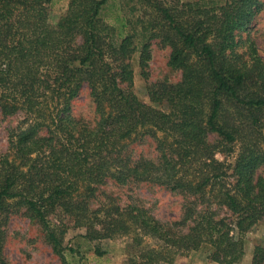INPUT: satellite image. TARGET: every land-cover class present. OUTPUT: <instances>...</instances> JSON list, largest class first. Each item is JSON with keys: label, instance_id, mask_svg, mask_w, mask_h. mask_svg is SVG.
Wrapping results in <instances>:
<instances>
[{"label": "trees", "instance_id": "trees-1", "mask_svg": "<svg viewBox=\"0 0 264 264\" xmlns=\"http://www.w3.org/2000/svg\"><path fill=\"white\" fill-rule=\"evenodd\" d=\"M52 1L0 0V116L24 115L10 133L8 154H0V264H7L2 216L10 209H25L61 257L66 224L50 217L63 215L90 230L87 200L107 181L153 184L193 200L172 224L140 206H107L98 236L132 233L137 245L154 239L159 246L140 255L143 264H172L202 246L214 262L236 264L245 236L264 220V62L253 42L238 53L236 38L264 0L169 8L138 0L159 14L141 22L138 44L136 34L103 21L108 0H71L54 24ZM156 38L169 47L168 64L181 80L149 84L146 104L132 90L130 61L139 52L147 80ZM83 87L95 105L92 128L70 113ZM145 138L154 141L157 159L133 160L128 147ZM220 151L236 153L232 166L216 158ZM212 205L232 219H217Z\"/></svg>", "mask_w": 264, "mask_h": 264}, {"label": "rangeland", "instance_id": "rangeland-1", "mask_svg": "<svg viewBox=\"0 0 264 264\" xmlns=\"http://www.w3.org/2000/svg\"><path fill=\"white\" fill-rule=\"evenodd\" d=\"M70 1L53 0L48 5L51 24L56 23L64 14ZM158 1L161 2V6L169 8L198 0ZM203 1L216 4L225 2V0ZM158 16L154 8L140 4L138 0H108L101 12L103 21L114 26L123 35L136 34L137 44L141 40V22L147 23L149 20L158 19ZM236 39L239 41L238 53H245L246 46L249 42H253L259 57L264 62V6L250 28L238 34ZM138 54L139 52H136L130 61L133 69L132 90L139 100L150 104L146 87L149 84L161 82L176 84L181 80V72L169 66L170 49L163 45L160 39H152L150 42L147 80L140 75ZM70 109L72 118L85 123L90 128L94 127L97 116L87 87L82 88L78 97L72 101ZM23 119L24 115L21 112L12 116H0V154H8L10 133L19 127ZM209 140L215 143L218 138L211 135ZM127 152L133 160H156L158 157L155 143L150 138L130 144ZM235 154L220 151L216 154V158L232 166ZM230 173L229 170L228 174ZM191 200L193 198L190 196L153 184L131 183L119 186L113 181H107L106 184L99 186L94 195L87 200V215L92 223L90 230L85 225L75 226L71 219L63 215L50 217L52 224H60V222L66 224L61 257L47 242L41 226L25 215V209L16 210L13 207L9 210H12L10 213L2 216L3 256L7 264H143L140 255L149 248H157L159 244L150 237H143L137 245L134 240L135 234L132 233L115 238L98 236L103 232L104 220H106V214L102 210L107 206L111 208L115 205L121 209L127 205H135L147 209L160 222L172 224L181 221L185 206ZM211 209L216 212L217 219H232L231 213L225 208L212 205ZM188 226H191V223L182 229L186 231ZM255 247L260 248L258 254L254 253ZM243 252L244 255L236 264H264V220H261L245 236ZM211 257V249L208 246H202L197 251L176 256L172 264H218Z\"/></svg>", "mask_w": 264, "mask_h": 264}]
</instances>
